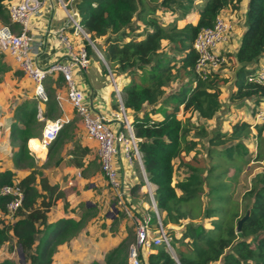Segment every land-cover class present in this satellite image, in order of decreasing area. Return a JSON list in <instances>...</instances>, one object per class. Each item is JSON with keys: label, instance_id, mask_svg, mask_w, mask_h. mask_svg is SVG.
I'll list each match as a JSON object with an SVG mask.
<instances>
[{"label": "trees", "instance_id": "obj_1", "mask_svg": "<svg viewBox=\"0 0 264 264\" xmlns=\"http://www.w3.org/2000/svg\"><path fill=\"white\" fill-rule=\"evenodd\" d=\"M10 1L0 0V24L18 31L19 25L9 18ZM73 1L80 25L102 53L111 74L126 80L121 87V103L139 139L143 171L156 186L153 198L158 217L149 208L148 226L152 232L163 228L175 254L164 244L152 245L149 250L140 248L142 264H264V170L254 176L241 196L243 215L241 203L233 197L232 183L242 171L241 161L248 153L245 140L252 133L257 149L254 160L264 159V122L253 120L258 108L264 106V84L248 80L264 54V0H247L237 48L233 53L222 50L225 61L205 74L195 70V37L202 28L213 26L218 15L229 13L239 19L243 0H204L196 22L183 24L179 21L192 13L196 0ZM85 48L88 55L92 53L87 41ZM1 58L0 53V80L9 69ZM14 73L21 76L19 70ZM61 83L64 80L58 76L56 84ZM226 85H230L227 101L233 107L237 103L240 109L249 106L250 119L238 118L230 122L228 130L209 132L194 121L215 119L223 108ZM46 93L43 113L38 110L37 99L25 100L15 106L10 126V142L19 145L14 163L31 166L32 170L21 178L9 169L0 170V186L15 185L22 192L21 205L12 218H7L6 208L10 197L0 196V251L13 242L8 245V253L13 251L12 246L21 249L26 264H52L56 247L77 236L97 213L95 206L81 204L78 219L62 217L48 222L56 201L64 199V210L68 202L64 190L32 166L27 147L28 139L42 129L43 121L38 117L57 116L55 95ZM111 107L119 109L116 98ZM67 126L60 129L49 151L61 142L59 137ZM203 137L207 139L205 164L198 161ZM71 152L72 163L81 170L89 149L75 143ZM230 166L235 174L227 177ZM143 186V180L133 184L130 198ZM112 201L119 211L109 228L114 232L126 213L115 196ZM131 210L133 216L142 219L140 212ZM128 225L127 235L106 252L102 263L94 260L88 264H129L128 248L135 242V227L132 232ZM0 264L16 262L5 257Z\"/></svg>", "mask_w": 264, "mask_h": 264}, {"label": "crops", "instance_id": "obj_2", "mask_svg": "<svg viewBox=\"0 0 264 264\" xmlns=\"http://www.w3.org/2000/svg\"><path fill=\"white\" fill-rule=\"evenodd\" d=\"M61 1L62 0H40L41 5L39 12L30 18L29 26L34 48V54L32 55L36 63L41 66L55 60H60L65 55L64 47L58 40V33L65 28L64 26L68 20V13ZM203 1L204 0H196L195 8L192 13L186 19L179 21V24H183L186 21L196 22L198 9ZM246 2L247 0H243L242 2L240 18L238 19L241 20L239 24L241 26L237 28L236 24L232 22L233 30L236 27L238 31H240L237 37L238 39H240L244 29L243 13L245 11ZM71 6L75 8L74 1L71 2ZM232 16L233 15H231V17ZM232 18H234V16ZM167 19L170 20V16L166 15V20ZM65 33L71 38H74L75 42L79 43L80 41L85 43L87 41L91 46L92 53L89 54L90 63L88 67L85 70H79L78 68L74 69V77L78 86L84 91L86 101L93 112L96 115L103 116L113 129H118L119 122L115 121L111 116L112 113L115 112L111 107V102L113 98H116L118 103L121 101V87L126 81L125 78L112 75L119 88V100L114 93L112 82H110L109 68L97 46L93 42L92 44L89 42L91 41L90 38L80 40L79 37H74L71 28L66 27ZM235 44L234 48H225L224 50L228 52L233 50L231 52L233 53L237 48ZM222 46L219 47V50H221ZM0 53L2 54V61L9 67V69L2 74L0 80V170L9 169L16 173L17 178H21L27 175L32 170V167L30 168L28 165L16 166L13 155L14 152L18 150L19 145L11 144L9 133L11 123L14 121L13 110L15 106L25 100L35 99L33 95V83L19 70L9 53L2 48H0ZM261 65H264V54L259 57L257 62V66ZM16 70L21 72V76L14 73ZM56 80L57 76L49 77L45 81V89L53 92L55 96L58 93L65 94L64 83L57 85ZM37 107L39 112L43 113L46 105L44 102H38ZM56 109V118L62 117L68 119V122L65 123L63 127L67 124L69 125L65 129L64 134L66 135L61 134L63 137H59L61 142L54 145L50 151L49 144L43 155H41L36 151L38 149L35 147V143L36 141L40 142L42 129L35 134L36 136L32 137L33 140L30 141V146L29 140L32 138L27 141L30 155L35 153L36 160L40 163L37 165L38 167L35 168H39L51 184H58L59 188L64 190L66 195L65 200L68 202V208L64 210V199L57 200L49 212L48 222H54L62 217L78 219L77 214L80 213L81 204H85L87 207L95 206L97 213L95 217L88 221L86 227L77 236L56 247L52 264H71L76 259L81 264H88L94 260L102 263L106 252L116 246L121 239L127 235V224L130 226L131 216H133V214H130V212H132L131 209L133 208V211L140 212L142 218L147 216L146 211L149 209V204L147 201L138 198L145 192L143 190L144 187L139 190V196L137 195L129 198V202L127 203L128 213L124 210L125 207H123L125 213L129 215L128 219L126 217L119 218V223L115 227L116 230L111 232L109 228L113 219H111L110 216L111 213H113L112 205L115 203L112 201L113 197L109 192L111 188L108 186L99 167L97 144L86 136L79 117L75 114L68 102L62 100L59 104L56 101ZM54 119H46L44 116H41V118L38 117V120L43 121V125L46 121ZM64 138L68 141L62 145ZM34 140H36L33 145L35 149L32 146ZM75 143H80L82 146H86L89 149L88 154L83 158V167L81 170L72 163L71 151ZM116 146L118 149L116 160L123 178L124 188L127 187L130 189L133 184L143 180L146 174L139 163V159L134 158L133 163L129 165L123 158L122 145L119 141H116ZM58 148H60V150L55 157ZM51 155L53 156L52 160L50 159ZM136 165H138V167ZM150 186H153V188H149ZM155 188L156 186L153 183L147 187L152 193ZM150 192L148 194H150ZM118 213L119 211L117 209L116 217ZM94 218H97L98 221L94 220ZM126 219L128 222H126ZM102 233L104 236H101Z\"/></svg>", "mask_w": 264, "mask_h": 264}, {"label": "built area", "instance_id": "obj_3", "mask_svg": "<svg viewBox=\"0 0 264 264\" xmlns=\"http://www.w3.org/2000/svg\"><path fill=\"white\" fill-rule=\"evenodd\" d=\"M72 1H61L68 13V20L64 27L71 28L74 37H79L80 40L89 39L88 33L80 25L77 10L71 6ZM40 5V0H11L9 2V18L19 25V29L14 31L10 26L0 24V48L9 53L19 70L31 80L33 95L38 102L47 100L45 81L49 77L61 76L63 78L65 94L58 93L55 96L56 101L60 104L62 100H65L71 105L83 125L86 136L96 142L100 170L107 184L113 190L115 198L125 207L124 210L128 213L127 203L130 195L129 191L124 188L123 178L116 160L118 153L116 141L121 143L123 158L129 165L133 163L134 158H137L142 166L140 152L137 147L139 139L134 135L131 116L124 110L120 101L119 109L111 115L115 121L119 122V128L113 129L103 116L96 115L93 112L86 101L84 91L78 86L74 77V69L85 70L90 63V57L85 48V43L75 42L74 38L65 33V28L58 33V40L65 50L64 57L44 66L36 63L32 55L34 54V48L29 24L30 18L39 12ZM232 30L231 21L225 15H218L213 26L202 28L198 32L193 42V48L198 55L195 65V70L198 73L205 74L209 70H215L225 61L219 47L228 43ZM89 42L92 44V41ZM108 72L114 93L120 100L119 88L110 70ZM248 80L264 84V65L258 66ZM67 122L68 119L62 117L46 121L42 128L40 142L47 147ZM261 122H264V108L259 110L254 117V123ZM46 139L51 142L46 143ZM143 181L147 187L151 184L146 175H144ZM0 196L10 197L6 208L7 218H12L14 212L21 205L22 192L20 188L15 185L0 186ZM151 196L153 201V195ZM155 207L154 205V212L158 217ZM148 220V217L137 219L135 242L130 244L128 248L129 264H142L138 255L140 248L149 249L152 245L164 244L167 250L172 249L170 238L163 228L160 226L157 232H152L148 226Z\"/></svg>", "mask_w": 264, "mask_h": 264}, {"label": "rangeland", "instance_id": "obj_4", "mask_svg": "<svg viewBox=\"0 0 264 264\" xmlns=\"http://www.w3.org/2000/svg\"><path fill=\"white\" fill-rule=\"evenodd\" d=\"M225 17L228 18L231 21V23L233 22L234 24H236L237 28L241 26V25H239L241 20H238V19L236 20L235 17L232 18L233 16L231 17V14L227 13V14H225ZM239 18H240V16H239ZM237 28H234V30L231 32V35H230L228 43L221 47V51L224 50L225 48H230V49L234 48V44L236 42L237 43L235 44V47L238 46V43H239L238 40L239 39L237 37L240 34V31H238ZM236 39H238V40H236ZM228 69L232 70L231 67H228ZM228 73L229 72L227 71L226 74L228 75ZM229 87H230V85L229 86L226 85V86L223 87V90H224V94L222 95L223 108L220 111V113L215 117V119H213L212 121H208V122L201 121L199 119H197V120L195 119L194 122H196V124H198V125H202L203 124V126L207 129V131L211 132V131H214L216 129L228 130L230 128V122L235 121L238 118L248 119V120L250 119L249 118V112H250L249 111L250 110L249 106H241L242 108L240 109V107L238 106L237 103L233 107L230 104V102L227 101V98H228V95H229ZM263 108H264V106L259 107L257 112L259 110L263 109ZM253 120H254V118H253ZM67 141L68 140H65V138H64V140L62 141V145L67 143ZM200 142H201V144L198 146V148H199V152L201 154V157H198V161L201 164H205L207 162V158L204 157V153L207 150V139H206V137L201 138ZM245 143H246V146H247L248 153L244 154L243 160L241 161L242 171L238 175H236L235 181L232 182L234 184V186H235L234 196L233 197L237 201H239L241 203V206H242V208H241L242 211H240V215L244 214L243 210H244V206H245V203H243V201H241V196L243 195V193L245 191H247L250 188V184H251L252 179L254 178V176L258 172L264 170V159L261 160V161L254 160V157H255L256 152H257L256 144H255V140H254V133H252V135L249 136L248 139L245 140ZM59 150H60V148H58L56 150L55 157H56V155H58V151ZM36 151L39 154L43 155V153H41L39 150H36ZM31 156H32V166H34V168L38 167L37 165H39L40 163H39V161L36 160L35 153H32ZM52 157L53 156L51 155L50 156L51 160H52ZM212 162H215V161H212ZM29 167L31 168V166H29ZM234 174H235L234 167H231V166L228 167L226 176L227 177L228 176H234ZM143 187H144L143 190L145 191V194H141L139 198L147 201L148 204H149V208L154 210L155 201H154V199L152 201V196H151V195H153V193L150 192L149 189H147V186L145 184H144ZM149 188L152 189L153 186H150ZM125 190L128 191L129 188L125 187ZM109 192H110V195L114 198L115 195H114L113 190L110 189ZM149 192H150V194H148ZM82 203H83V201H82ZM111 214H113V213H111ZM130 214L132 215V212H130ZM124 217H126L128 219L129 215L125 214ZM131 217L132 218H131V222H130V229L134 228V227L136 229L137 219H139V218L136 217L135 215L131 216ZM94 220L98 221L97 218H94ZM172 228H175L176 230H179L176 227H172ZM132 232H134V229H132ZM39 236L40 235H38V237ZM101 236H104L103 233L101 234ZM10 244H11V242L9 244H6V245L3 246L2 250L0 251V259H3L5 257H10L16 262V264H26L25 259L24 258L21 259L19 257V255H18V250L19 249L17 247L12 246L13 247V251L8 253V245L10 246ZM12 244H13V242H12ZM169 251L173 255H175L174 251H173V248L171 250H169ZM67 264H70V263H67ZM71 264H81V263H79L77 261V259H76Z\"/></svg>", "mask_w": 264, "mask_h": 264}, {"label": "water", "instance_id": "obj_5", "mask_svg": "<svg viewBox=\"0 0 264 264\" xmlns=\"http://www.w3.org/2000/svg\"><path fill=\"white\" fill-rule=\"evenodd\" d=\"M112 211H113V214H111L110 218L114 219L116 217V214H117V209L115 208V204L112 205ZM241 221L242 220L238 221V223H237V231L240 229ZM18 255L21 259L24 258V255H23V252L21 249L18 250Z\"/></svg>", "mask_w": 264, "mask_h": 264}, {"label": "bare ground", "instance_id": "obj_6", "mask_svg": "<svg viewBox=\"0 0 264 264\" xmlns=\"http://www.w3.org/2000/svg\"><path fill=\"white\" fill-rule=\"evenodd\" d=\"M51 141H49L48 139H46V143H50ZM30 146V144H29ZM35 147L41 152V153H44L45 152V149L46 147L43 145V143L39 142V141H36L35 143Z\"/></svg>", "mask_w": 264, "mask_h": 264}]
</instances>
